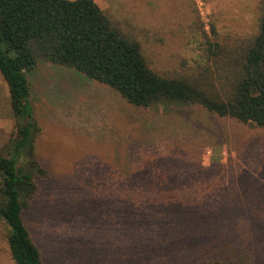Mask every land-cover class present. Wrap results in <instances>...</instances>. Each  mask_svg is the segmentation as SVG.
I'll list each match as a JSON object with an SVG mask.
<instances>
[{"label":"rangeland","instance_id":"374dc122","mask_svg":"<svg viewBox=\"0 0 264 264\" xmlns=\"http://www.w3.org/2000/svg\"><path fill=\"white\" fill-rule=\"evenodd\" d=\"M94 1L172 77L201 64L200 25L224 45L252 39L262 0ZM28 78L48 179L24 218L45 264H264L263 128L197 106H133L43 60ZM9 105L0 75V146ZM0 264H15L3 223Z\"/></svg>","mask_w":264,"mask_h":264},{"label":"trees","instance_id":"16d2710c","mask_svg":"<svg viewBox=\"0 0 264 264\" xmlns=\"http://www.w3.org/2000/svg\"><path fill=\"white\" fill-rule=\"evenodd\" d=\"M260 11L258 33L236 45L222 44L215 24L210 31L200 25L204 57L195 73L164 77L94 0H0V75L13 117L0 146V223L15 264H45L24 218L48 179L28 78L39 62L77 70L133 106H197L264 129V0Z\"/></svg>","mask_w":264,"mask_h":264}]
</instances>
